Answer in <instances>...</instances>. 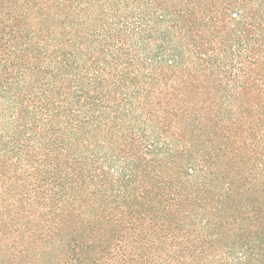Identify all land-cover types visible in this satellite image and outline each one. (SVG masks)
<instances>
[{
  "label": "trees",
  "instance_id": "1",
  "mask_svg": "<svg viewBox=\"0 0 264 264\" xmlns=\"http://www.w3.org/2000/svg\"><path fill=\"white\" fill-rule=\"evenodd\" d=\"M0 264H264V0H0Z\"/></svg>",
  "mask_w": 264,
  "mask_h": 264
}]
</instances>
